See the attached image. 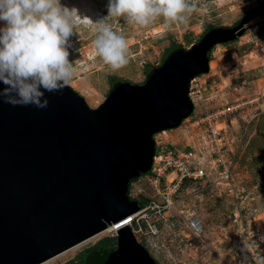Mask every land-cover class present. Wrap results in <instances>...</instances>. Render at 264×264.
Returning a JSON list of instances; mask_svg holds the SVG:
<instances>
[{
	"label": "water",
	"instance_id": "obj_1",
	"mask_svg": "<svg viewBox=\"0 0 264 264\" xmlns=\"http://www.w3.org/2000/svg\"><path fill=\"white\" fill-rule=\"evenodd\" d=\"M258 12L209 31L96 109L69 86L41 88L43 110L0 96V264H42L136 213L127 186L149 171L152 136L191 115L190 81L208 72V53L240 37ZM6 87L0 81V93ZM120 231L104 264H158L129 227Z\"/></svg>",
	"mask_w": 264,
	"mask_h": 264
},
{
	"label": "rangeland",
	"instance_id": "obj_2",
	"mask_svg": "<svg viewBox=\"0 0 264 264\" xmlns=\"http://www.w3.org/2000/svg\"><path fill=\"white\" fill-rule=\"evenodd\" d=\"M193 2L196 11L186 24L165 27L157 20L148 27H139L122 18L109 19L113 31L123 35L128 45V63L115 72L94 50L95 28L78 24L68 42L69 61L76 69L68 86L83 97L89 108L96 109L115 83L143 85L173 49H188L212 28H232L247 13L259 11L244 25L240 37L210 50L208 72L195 77L190 89L196 115L225 111L226 122L219 126L225 125L224 135L234 152L230 183L200 187L185 183L174 199L177 212L148 214L142 232H137L135 225L131 230L158 264H264V0ZM60 3L94 23L108 15L109 0ZM3 27L5 22L0 21ZM186 124L183 121L179 127L166 130L164 140L179 149L197 143L199 131L187 133L183 127ZM130 187H140L153 197L145 182L134 181ZM188 212L200 216L202 232L188 228ZM106 237L101 232L50 264L75 262Z\"/></svg>",
	"mask_w": 264,
	"mask_h": 264
},
{
	"label": "clouds",
	"instance_id": "obj_3",
	"mask_svg": "<svg viewBox=\"0 0 264 264\" xmlns=\"http://www.w3.org/2000/svg\"><path fill=\"white\" fill-rule=\"evenodd\" d=\"M107 11L106 18L94 23L81 18L76 9L61 6L60 0H0V21L5 22L0 28V81L8 86L0 93L4 102L47 109L45 91L62 93L76 71L69 61L68 42L78 24L95 28L94 50L115 72L128 63V45L123 35L113 31L109 19L122 18L139 27L161 20L169 27L186 24L196 4L193 0H109Z\"/></svg>",
	"mask_w": 264,
	"mask_h": 264
},
{
	"label": "built area",
	"instance_id": "obj_4",
	"mask_svg": "<svg viewBox=\"0 0 264 264\" xmlns=\"http://www.w3.org/2000/svg\"><path fill=\"white\" fill-rule=\"evenodd\" d=\"M190 81L189 98L191 99ZM200 93V90H197ZM192 100V99H191ZM224 110L204 112L201 115L192 113L183 121L187 133L199 131L197 143L187 145L184 148L170 146L164 140L166 131L153 135L154 157L148 172L134 177L127 186V196L137 202L144 201L140 209L127 217L122 222L112 224L104 230L109 237H116L124 227L138 226L137 232H142V224H147V215H160L163 213L177 212L174 209V199L182 185L188 183L193 187L203 185H225L230 183L232 155L234 154L228 138L224 135ZM226 118V116H225ZM183 121L181 123H183ZM226 122V121H225ZM224 122V123H225ZM227 125V124H226ZM163 135V137L161 136ZM145 182L152 191L153 197L144 193V190L133 186V182ZM185 215L187 226L196 233L202 232L204 228L200 222V216L194 212ZM145 220V221H144ZM124 224L123 227H121ZM144 225V224H143ZM153 229L156 227L153 225ZM246 233H247V229ZM103 231V232H104ZM132 231V230H131ZM151 232V231H150ZM153 232V231H152ZM133 233V231H132Z\"/></svg>",
	"mask_w": 264,
	"mask_h": 264
},
{
	"label": "trees",
	"instance_id": "obj_5",
	"mask_svg": "<svg viewBox=\"0 0 264 264\" xmlns=\"http://www.w3.org/2000/svg\"><path fill=\"white\" fill-rule=\"evenodd\" d=\"M215 28H212L214 30ZM184 49L178 48V49H173L168 57L164 60L162 65L158 68H161L171 57L176 55L177 53L183 51ZM157 68L152 70L150 74L148 75L146 82L149 80V78L155 73ZM129 84L128 82H117L113 85L109 96L106 98L108 99L117 89L120 87ZM140 174V173H139ZM140 205H144V201L141 200L139 202ZM121 231H119L120 233ZM118 233V235H119ZM117 235V236H118ZM116 236V237H117ZM116 237H106L102 239L97 245H95L91 250H86L85 252L82 253V255L77 257V261L75 262H69L67 264H104L105 260L107 259V256L115 250L116 247Z\"/></svg>",
	"mask_w": 264,
	"mask_h": 264
},
{
	"label": "bare ground",
	"instance_id": "obj_6",
	"mask_svg": "<svg viewBox=\"0 0 264 264\" xmlns=\"http://www.w3.org/2000/svg\"><path fill=\"white\" fill-rule=\"evenodd\" d=\"M191 214H193V213H191ZM124 226V224L121 226V227H123ZM102 233H106L105 231L104 232H102ZM88 240H90V239H88ZM88 240H86V241H84V242H82V243H85V242H87ZM81 243V244H82ZM80 245V244H79ZM78 246V245H77ZM77 246H75V247H77ZM74 248V247H73ZM72 248H70L69 250H67V251H65V252H63V253H61L60 255H57L55 258L53 257V259L51 258V259H49V260H47L46 262H44V263H42V264H50L53 260H55V259H61V258H65V256H67L72 250H71Z\"/></svg>",
	"mask_w": 264,
	"mask_h": 264
}]
</instances>
